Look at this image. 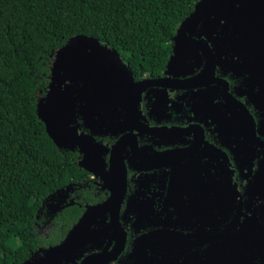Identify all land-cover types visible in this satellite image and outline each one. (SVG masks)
I'll return each instance as SVG.
<instances>
[{"label":"flooded vegetation","instance_id":"flooded-vegetation-1","mask_svg":"<svg viewBox=\"0 0 264 264\" xmlns=\"http://www.w3.org/2000/svg\"><path fill=\"white\" fill-rule=\"evenodd\" d=\"M247 26L192 30L215 55L211 72L205 71L207 53L189 47L191 73L167 76L168 61L159 75L133 73L149 82L133 126L97 132L81 119L78 101V126L93 137L90 148L102 151L103 162L89 160L86 169L78 145L66 149L89 174L59 196L84 206L83 212L106 201L114 146L125 167V191L119 224L108 214L102 238L88 240L84 253L67 264H264V25H256L260 40L245 35ZM232 44L254 48L241 60L230 52ZM80 187L96 188L100 199L82 203Z\"/></svg>","mask_w":264,"mask_h":264},{"label":"trees","instance_id":"trees-1","mask_svg":"<svg viewBox=\"0 0 264 264\" xmlns=\"http://www.w3.org/2000/svg\"><path fill=\"white\" fill-rule=\"evenodd\" d=\"M197 1L0 0V264H21L60 242L84 209L71 204L52 217L46 204L89 174L75 152L55 144L37 112L56 50L86 34L115 48L136 76L159 75ZM77 193L82 203L100 199L94 187Z\"/></svg>","mask_w":264,"mask_h":264},{"label":"water","instance_id":"water-1","mask_svg":"<svg viewBox=\"0 0 264 264\" xmlns=\"http://www.w3.org/2000/svg\"><path fill=\"white\" fill-rule=\"evenodd\" d=\"M198 25H203L204 31L209 34L218 25L225 28L236 27V30L248 25L245 35L251 39L258 37L260 40L261 36L256 35V25H264V0L197 1L194 10L182 20L173 38V49L165 70L167 76L192 72L190 66L186 67L185 64V59L189 58V47L202 48L208 56L205 71H213L215 55L208 48V44L191 37L192 30ZM200 44L204 46L200 47ZM249 44L247 45L249 49H246V45L232 44L229 46L230 52L234 58L240 57L243 60L251 54L249 50L254 48ZM193 52L195 53L194 50ZM148 85L146 79L140 81L134 79L126 60L115 48L101 42L97 37L77 34L56 50L51 64L50 83L45 93L38 95L37 98V112L55 144L65 149H72L78 145L80 152L84 153L79 164L90 169L89 160L94 159L98 166L101 165L102 151L100 154L98 150L93 153L90 148L93 137L84 133L78 126L76 113L78 101L81 102V119L86 126L98 127L97 132L101 127H106L105 132L117 131L124 127V123L133 126L139 112V100ZM100 99L102 102L105 101L103 106L99 105ZM89 103L91 106H88ZM121 114L123 120L120 118ZM93 115H98V118L94 120ZM117 150L114 146L111 151L108 174L111 193L108 199L87 206L59 244L39 249L21 264H67L84 253L88 240L102 238L104 218L108 217V214L112 225L119 224L118 210L125 191V167ZM70 188L68 186L60 188L46 199L49 215L53 217L57 211L70 205L59 196ZM92 224L95 225L94 229L91 228Z\"/></svg>","mask_w":264,"mask_h":264}]
</instances>
